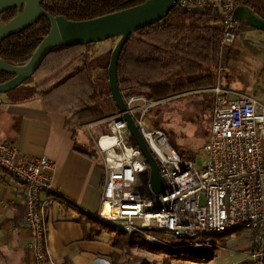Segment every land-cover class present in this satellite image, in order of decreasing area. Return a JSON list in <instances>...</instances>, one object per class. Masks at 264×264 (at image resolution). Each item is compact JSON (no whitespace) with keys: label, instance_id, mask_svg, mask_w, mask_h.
Listing matches in <instances>:
<instances>
[{"label":"built area","instance_id":"built-area-1","mask_svg":"<svg viewBox=\"0 0 264 264\" xmlns=\"http://www.w3.org/2000/svg\"><path fill=\"white\" fill-rule=\"evenodd\" d=\"M242 1L178 0L175 6L215 10L222 49L233 42L239 29L235 12L243 6ZM211 92L209 137L203 145L208 159L202 166L182 158L164 130L148 124V110L158 101L123 97L166 188L154 191L149 182L150 166L132 144L126 121L117 112L106 118L108 132L94 141L103 172L98 208L94 212L80 210V214L170 247L210 246L213 236L246 230L252 233L247 260L264 264V103L257 96L233 92L218 82ZM53 168L49 158H26L11 140L0 138V172L13 174L24 186V223L31 232L35 264H59L48 249L47 211L51 203L75 207L54 185ZM156 231L185 239V243L172 245L155 236Z\"/></svg>","mask_w":264,"mask_h":264},{"label":"trees","instance_id":"trees-1","mask_svg":"<svg viewBox=\"0 0 264 264\" xmlns=\"http://www.w3.org/2000/svg\"><path fill=\"white\" fill-rule=\"evenodd\" d=\"M143 1L145 0H44L41 7L52 15L81 21L129 8ZM241 5L264 21V5H257L253 0H244ZM16 12L15 8L4 11L0 15L1 21H8ZM49 28L48 19L40 17L25 30L5 38L0 43V58L13 65L25 63ZM220 37L218 17L211 7L196 10L175 6L163 19L139 29L124 43L117 63L118 85L122 97L143 96L152 101H160L188 92L206 90L217 82L223 87L221 73L227 65L236 36L230 45L222 49ZM90 45L53 48L33 75L11 90L10 93L14 95L12 99L22 101L38 94L47 109L59 111L66 116V125L72 129L115 115L118 110L109 86L105 91L97 90L88 68L87 53ZM107 56L104 66L98 68L103 69L108 80L110 52ZM11 77V74L0 71V83ZM29 79H34L35 84L29 86ZM261 79L260 82L264 85V63L261 66ZM105 95L109 98L107 102L103 101ZM131 142L135 146L134 141ZM178 153L184 158L183 153ZM106 227L111 232L110 243L121 251L120 254H111L112 264H129L134 248L162 255L161 264H170L174 259H190V254L198 251L194 257L209 259L216 249L214 239L222 238L232 231L213 236L212 244L207 246L213 250L206 252L202 247H170L150 243L141 234H127L108 224ZM154 235L166 238L172 245L185 243V239L168 237L159 231L154 232ZM140 264L152 263L143 259Z\"/></svg>","mask_w":264,"mask_h":264},{"label":"crops","instance_id":"crops-1","mask_svg":"<svg viewBox=\"0 0 264 264\" xmlns=\"http://www.w3.org/2000/svg\"><path fill=\"white\" fill-rule=\"evenodd\" d=\"M235 14L242 25L248 24L250 15L256 16L245 6H238ZM110 41L93 43L91 49L98 55H107L112 50ZM211 88L202 90L206 95L201 94V105H197L201 114L206 116L204 144L211 123ZM199 92L186 94L199 95ZM12 97L13 94L0 93V138L11 140L26 158H49L54 163V185L75 206L70 208L54 202L48 208L47 239L52 257L59 264H112L111 254H120L121 251L110 243L111 232L107 223L80 214V210L94 212L99 205L103 172L92 141L108 132V129L99 131V125L105 119L72 129L67 127L63 113L44 106L40 95L22 101H15ZM189 127L195 128L196 124L189 123ZM25 214L23 184L13 174L0 172V264H35L30 248L31 232L24 223ZM251 238V232L235 229L214 239L213 244L222 257L232 258L231 263L225 264H250L246 250ZM213 258L214 255L209 259H174L170 264H210Z\"/></svg>","mask_w":264,"mask_h":264},{"label":"water","instance_id":"water-1","mask_svg":"<svg viewBox=\"0 0 264 264\" xmlns=\"http://www.w3.org/2000/svg\"><path fill=\"white\" fill-rule=\"evenodd\" d=\"M43 1L0 0V15L13 8L17 11L15 16L6 22L0 19V43L5 38L25 30L40 17H46L50 24L48 33L41 37L40 43L25 63L13 65L0 58V71L12 75L10 79L0 83V93H7L24 83L37 70L45 56L57 46L90 44L117 37L110 52L107 71L110 94L118 113L122 115L121 119L126 121L135 145L150 166V184L156 193L164 191L166 182L160 175L157 162L127 112L119 90L117 63L126 40L139 29L163 19L178 0H145L129 8L81 21H71L62 15L50 14L41 7ZM249 23L264 29V21L257 16L250 15Z\"/></svg>","mask_w":264,"mask_h":264},{"label":"rangeland","instance_id":"rangeland-1","mask_svg":"<svg viewBox=\"0 0 264 264\" xmlns=\"http://www.w3.org/2000/svg\"><path fill=\"white\" fill-rule=\"evenodd\" d=\"M253 3L264 5V0H253ZM117 39V37L110 39L111 49L114 47ZM91 48L92 46L90 45L87 53V65L94 78L97 90L105 91L109 86L108 80L106 79V74L103 73V69H99L98 67L104 66L108 56L98 55ZM231 48V53L226 63L227 65L224 68V72L221 73L223 87L233 92L257 96L264 103V85L260 82L262 80L261 66L264 63V29L257 28L249 22L248 24L241 25L240 30L236 33L234 45ZM34 82V79H29V86L34 85ZM10 92L7 93L9 94ZM199 93V95L185 93L180 96L160 100L148 110V124L156 128H162L166 132L169 142L177 152L183 153L184 158L193 161L196 166L205 165L208 159L207 154L203 150V144L207 134L206 116H203L199 108H197V105L199 104L200 106L202 102V99H200L202 98L201 94L203 96L206 95V91H200ZM211 99L210 97L209 102L211 104L209 113L212 107ZM103 101L107 102L109 98L105 95ZM106 122L107 119L102 121L99 125V131H105L107 129L105 128ZM189 123L196 124V127H189ZM85 130L87 132L90 131L88 128H85ZM95 139L96 137L92 141L93 146ZM108 225L118 231H122L114 225ZM201 249L203 251L206 250V252L213 250L207 246ZM213 253L214 258L211 262L212 264H225L229 263L232 259L230 257H222L221 252L216 249ZM196 254H190L192 255L191 258L196 259L197 257H194L197 256ZM238 258L239 256L236 257V259ZM143 259L148 260L152 264H161L162 255L151 254L137 248L132 249L129 264H140Z\"/></svg>","mask_w":264,"mask_h":264}]
</instances>
